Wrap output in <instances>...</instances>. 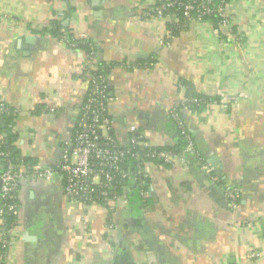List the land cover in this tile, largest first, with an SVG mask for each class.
<instances>
[{"label":"crops","instance_id":"1","mask_svg":"<svg viewBox=\"0 0 264 264\" xmlns=\"http://www.w3.org/2000/svg\"><path fill=\"white\" fill-rule=\"evenodd\" d=\"M164 1L0 0V101L14 112L27 172L17 264H264V0L233 12L231 36L217 34L214 21L172 32L147 15ZM54 23L93 42L96 57L52 36ZM91 65L108 68V115L120 144L136 126L153 148L172 153L146 166L143 205L124 195L107 206L65 196L60 166ZM189 94L212 104L182 107L195 152L175 153L181 133L171 111ZM34 166L53 177H30ZM231 186L241 189L236 208Z\"/></svg>","mask_w":264,"mask_h":264},{"label":"built area","instance_id":"2","mask_svg":"<svg viewBox=\"0 0 264 264\" xmlns=\"http://www.w3.org/2000/svg\"><path fill=\"white\" fill-rule=\"evenodd\" d=\"M245 6V0H166L156 5L147 14L163 20L173 26L181 27L193 23L211 24L212 19H217V34L222 29L227 35L234 34L236 17L233 12L239 6ZM236 8V9H234ZM66 43L72 49L76 48L78 41L74 36L68 39L67 34L56 38ZM92 55V54H91ZM90 54L88 58L93 60ZM92 68V65L91 67ZM108 78L103 74L92 77L86 101L79 111L74 139L71 150H66L62 157L60 170L65 176V196L70 202L83 205H95L100 202L109 204L119 196L115 190L119 183H129L139 180L144 181L147 175L144 162L163 161L168 162L172 153L166 150L155 149L141 134L136 126H131L130 139L127 145H122L112 134V120L108 115ZM184 100L181 107L186 108ZM192 102H203L198 99ZM207 106L212 102H205ZM179 106V107H180ZM179 107L171 111V120L176 128L188 141L185 152H195L193 142L186 130V125L180 115ZM14 112L4 102L0 101V264H17L13 254L14 231L18 227V218L21 214L18 190L22 180L26 177L23 166L14 161L9 152L3 150L6 142L5 133L2 130V118L4 115ZM135 162V167L128 163ZM202 169L212 175L209 166L203 165ZM51 168L34 166L30 177L50 180L54 175ZM241 189L231 186L226 188V194L230 198L234 208L237 207ZM143 200H146L147 192L140 191ZM128 203L129 194L124 195ZM12 218L8 227L7 219Z\"/></svg>","mask_w":264,"mask_h":264},{"label":"trees","instance_id":"3","mask_svg":"<svg viewBox=\"0 0 264 264\" xmlns=\"http://www.w3.org/2000/svg\"><path fill=\"white\" fill-rule=\"evenodd\" d=\"M212 21L217 23V19H212ZM61 29H62L61 24L54 23L53 28L50 30V34L52 36H54L55 38H60L65 33V34H67L68 39L72 40V38L74 37L73 34L69 30L61 31ZM170 29L172 32H174L177 29V27L171 25ZM74 43L77 44L76 48L79 50H82L86 55L92 54L91 56H93V58L96 57V47L93 44V42L88 41V40H81V41L78 40V41H74ZM106 67L105 66H98V67L93 66V68L88 69V75L87 76H89V78H90L89 87L91 85V79L95 75L103 74L108 78V70H107L108 68H106ZM107 83L109 86V82H107ZM189 98H190V102L188 103V106L192 110H205L206 109L205 101L211 100L210 98L202 97V96L196 95V94H189ZM194 99H198V100H201L203 102H200V103L192 102V100H194ZM179 112L182 113V107L181 106L179 107ZM14 125H15V118H14L13 114L3 116V118H2V130L6 136V142L3 146V150L5 152H9L15 162L21 164L25 160H23V158H21V155H20V153L17 149V146L15 144L16 134H14L12 131ZM187 145H188V141L185 139V137L182 134H180V140H179V143L176 147L177 151L175 153L184 152ZM155 162H158V161H155ZM28 163L29 162H27L26 164H28ZM148 163H152V162H147V161L144 162V164H143L144 169H146V166L148 165ZM128 165L135 167V162L128 163ZM140 182L142 183V187L139 184V180H135V181L129 182V183H126V182L119 183L116 190H115V194L118 196H122V195H125V193H127L130 190V192L128 193L129 197L132 198V200H134L136 203H140L143 205V204H145L146 200H143V198L140 195V191L141 190L146 191V186H145L146 182L143 180H141ZM99 205L107 206L108 204L105 202H100ZM11 222H12V218H8L6 225L9 227Z\"/></svg>","mask_w":264,"mask_h":264}]
</instances>
